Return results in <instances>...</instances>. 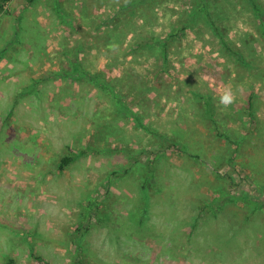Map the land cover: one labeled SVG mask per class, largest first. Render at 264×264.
I'll return each instance as SVG.
<instances>
[{
	"label": "rangeland",
	"instance_id": "obj_1",
	"mask_svg": "<svg viewBox=\"0 0 264 264\" xmlns=\"http://www.w3.org/2000/svg\"><path fill=\"white\" fill-rule=\"evenodd\" d=\"M253 2H4L0 264H41L34 254L74 264L79 225H89L84 264H264V177L259 191L247 176L255 162L264 174V39ZM72 53L87 75L71 76ZM219 131L246 136L233 164ZM161 134L188 151L161 156ZM69 149L86 153L60 170ZM137 151L142 162L159 157L144 224L129 219L141 204L140 168L127 171ZM243 191L262 207L243 204ZM228 193L239 201L216 215L196 207Z\"/></svg>",
	"mask_w": 264,
	"mask_h": 264
},
{
	"label": "trees",
	"instance_id": "obj_2",
	"mask_svg": "<svg viewBox=\"0 0 264 264\" xmlns=\"http://www.w3.org/2000/svg\"><path fill=\"white\" fill-rule=\"evenodd\" d=\"M5 1H7V0H0V12H2L4 9V2ZM253 4L254 5L252 8L255 12V18L257 21L256 29L259 32V34L262 36V38L264 39V9L260 5L261 3H257L256 0H254ZM201 6H203V4H201ZM206 12L208 13L207 8H206ZM180 22H181V20L177 19L176 23L180 24ZM186 26L187 25H182V29L186 28ZM177 32L178 31L174 29V34H176ZM170 35H173V33H170ZM218 36H219L220 42L223 44V47H226L227 40L225 39L224 34H222L221 31H220V33L218 31ZM141 44H142V42H141ZM235 54L237 55L238 60L243 62L240 54L238 52H235ZM74 57L76 58V55L72 53L71 54L72 68H70L71 69V76H73L77 73H78L77 76L87 75L85 71H82V69L80 68V65H79L80 63H78V60L75 59ZM262 78H263V82H264V75ZM250 105H252V104L250 103ZM218 135L222 138H225L231 144V146H232V149H231L232 157L229 158V162H230V164H233L234 163V157L237 156V153H238V151L242 145V142L245 140L246 136L245 135L234 136L233 134L226 133V131H219ZM161 137H162V139H165V140H163V143H162L163 145L160 149L161 150L160 151L161 156L165 155L168 151H171L174 149H176L182 153H185L188 151L187 147L181 141L180 138L177 139L174 136H172L173 138H170L167 135L165 136V134H161ZM169 138L171 140H169ZM94 148H96V147H93V149ZM138 152H139V154L141 152L143 153V151H137V153L132 154L130 156V158L132 159V162H131L130 168H128L127 171H129L131 169L134 170L135 168H133V166H135V165L137 166V164H138L137 168H140V170L139 171L137 170L136 172H138V174H139L138 178H140V181H141V184H140L141 204L135 208L136 209L135 212L132 211L129 213V215H130L129 219L132 220L133 222H138V223L144 224V223H146V220H147L146 214L148 213V208L150 205L149 200H151V198L156 196V194L158 192V188H159L158 183L160 181V178L158 175V165H157L158 161H159V157H158V154H156L155 156H153V158L148 159L147 162H145V161L142 162L140 159L135 157L136 155H138ZM156 152H158V151H156ZM85 153L86 152L84 149H79L76 152H72L71 149H69L67 152H65V154H63L61 156L60 160L58 161V168L60 170L64 169L71 162H73L75 159H77L78 157L82 156ZM142 153H141V155H142ZM247 174H248L247 176L249 177V180H250V183L248 184V186L250 185L253 189H256V190L260 189L261 190L262 184H263L262 180H263L264 174L262 173V167L259 164V162L258 163L255 162V164H253L251 166V169H249ZM242 194L243 195H241L240 199L243 201V204L249 203L251 205L250 208H252L253 210L262 207L260 202H258L257 200L252 201V199H250L248 197L249 194L247 191H243ZM215 196L210 195L209 200H212V201L205 199V202H204L205 205L200 206V204H198L196 206L199 209L200 213H201V211H204V209L208 207L210 209V211L212 212V214L216 215V211L218 209L222 208L225 204L229 203L230 201H233V202L239 201V197H236L235 195H231L230 193H228V194H226V197H221V198H223L224 201L222 200L221 203H217V199ZM244 199H247V200L244 201ZM97 200H99V201H97ZM104 200H106L105 196L102 195L101 198H100V196L97 197L96 202H98V203H96L95 201L88 202L87 207L89 210L91 209L92 212L86 213V215L91 214V215L95 216V210L96 209L98 211L100 210L99 203H101V201L104 202ZM95 204H97V206H99V208H97V206H95ZM198 215H199V212H197L195 215L192 216L193 217L192 223L189 224L190 226H189L188 230L192 231L195 228L197 221H198ZM186 219L187 218L183 217V219L179 220V223L185 224L187 222ZM88 226L83 227V225L82 226L79 225V227L76 228V233H80V234L74 240L75 245H76L75 246V255H77V257H76L77 259H75L74 264H84V260H85L84 258L86 257V254H85L86 248L81 243V239L85 236V234L88 230ZM28 234H29L28 236H30V233H28ZM34 256L38 260H40L41 264L45 263L44 259L40 255L34 254ZM14 261H15L14 258H8L9 263H14Z\"/></svg>",
	"mask_w": 264,
	"mask_h": 264
},
{
	"label": "clouds",
	"instance_id": "obj_3",
	"mask_svg": "<svg viewBox=\"0 0 264 264\" xmlns=\"http://www.w3.org/2000/svg\"><path fill=\"white\" fill-rule=\"evenodd\" d=\"M234 100L233 94L229 91L226 90L220 97L219 102L223 104L224 106H228L231 104Z\"/></svg>",
	"mask_w": 264,
	"mask_h": 264
},
{
	"label": "crops",
	"instance_id": "obj_4",
	"mask_svg": "<svg viewBox=\"0 0 264 264\" xmlns=\"http://www.w3.org/2000/svg\"><path fill=\"white\" fill-rule=\"evenodd\" d=\"M2 12H5V11H2ZM2 12H0V15H1ZM0 17H1V16H0Z\"/></svg>",
	"mask_w": 264,
	"mask_h": 264
}]
</instances>
